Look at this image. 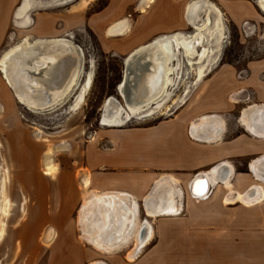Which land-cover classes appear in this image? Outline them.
I'll list each match as a JSON object with an SVG mask.
<instances>
[{
    "label": "crops",
    "instance_id": "1",
    "mask_svg": "<svg viewBox=\"0 0 264 264\" xmlns=\"http://www.w3.org/2000/svg\"><path fill=\"white\" fill-rule=\"evenodd\" d=\"M114 5L110 0L90 18ZM129 5L127 40L107 35L103 43L113 53H127L126 58L165 37L188 40L207 19L211 27L201 42L188 45L189 57L170 40L175 58L166 63L170 71L165 78L172 84L166 91L179 88L170 97L177 96L170 115L152 124L113 127L84 142L81 219L90 205L103 203L87 213L83 226L79 223L80 241L71 238L69 244L81 247L83 261L114 257L119 264H264V52L239 68L222 62L221 38L213 36L219 12L220 23L223 19L224 25L234 26L241 44L252 37L264 41V11L257 0H131ZM191 26L195 31L185 34ZM134 68L142 69L140 63ZM124 71L122 64L121 78ZM199 178L209 183L201 196L191 190ZM114 199L118 223L93 220L96 211L105 212V201ZM141 230L147 234L144 243L128 260ZM100 238L116 247L99 250L88 240ZM65 258L66 263L73 260L71 254Z\"/></svg>",
    "mask_w": 264,
    "mask_h": 264
},
{
    "label": "rangeland",
    "instance_id": "2",
    "mask_svg": "<svg viewBox=\"0 0 264 264\" xmlns=\"http://www.w3.org/2000/svg\"><path fill=\"white\" fill-rule=\"evenodd\" d=\"M79 1H65L59 5L58 0H33L28 14L30 22L22 27L15 25L13 18L22 0H0V59L5 50L23 39L31 45L38 37L59 36L84 53V57H80L83 68L79 86L85 73L92 71L91 87L78 109H70L79 92L76 87L66 101L41 113L31 112L16 101L0 71V202L1 180L6 170L5 193L10 206L5 216L0 209V223L4 225L0 264H98V261L119 264L113 261L114 257H89L83 261L85 258L78 255L81 247L69 244L71 238L80 241L81 235L82 146L87 139L98 137L103 131L152 124L176 108L177 96L173 101L170 97L178 91L177 85L169 90V97H164L168 100L162 107L169 105L168 111L162 113V107L160 112L152 105L141 112L140 117H130L120 126L102 125V107L106 99L111 97L124 105L116 87L127 56V53L111 52L108 50L111 46L103 43L107 35H122L127 40L131 0H114V6L94 19L91 15L105 9L110 0H83L86 2L83 9L77 8ZM113 13L117 14L115 21L109 19ZM121 20L123 22H119ZM220 27L219 48L224 49L222 62L240 68L246 59L264 52V41L252 37L243 45L234 26L224 25L222 19ZM193 28H186L188 33L185 34L193 33ZM114 29L127 31L114 34ZM259 29L257 27V33ZM48 163L57 168L53 178L43 174L42 169ZM111 218L115 223L114 216ZM52 230L54 237L48 240ZM68 254L73 260L66 263L64 259ZM103 262L99 263L105 264Z\"/></svg>",
    "mask_w": 264,
    "mask_h": 264
},
{
    "label": "bare ground",
    "instance_id": "3",
    "mask_svg": "<svg viewBox=\"0 0 264 264\" xmlns=\"http://www.w3.org/2000/svg\"><path fill=\"white\" fill-rule=\"evenodd\" d=\"M33 4V0H22L20 6H17V8L13 12L15 25L23 27L30 22L28 14ZM85 4L86 2L82 1L77 8L83 9ZM257 5L258 7H260V9L264 11V0H257ZM207 6L208 5L203 4L201 8H205ZM191 9H193V7ZM218 15L219 18L215 27L213 28L214 34L220 33L221 30V14L218 12ZM207 16L208 15H206V17ZM210 25L211 22L209 19H207L205 23H202L201 26L199 25L200 27H197L196 34L193 37H190V39L188 40L183 38L181 41V39L178 38V35L173 37H165L162 38L161 41H156L153 46L142 47L136 53H133L128 58H126L124 80L118 86L120 96L124 101V105L121 106L120 103L117 102L114 98L110 97L106 99L102 107V125L110 127L120 126L124 122H126L130 117H140V113L144 112L145 109L152 107V105L155 106L154 108L160 111V108L168 100L164 99V97H169V91H166V89L169 83L171 84V82L166 79L167 77L165 78L166 74L170 71V69H166V63L170 62L173 58H175L173 47H171L172 45L170 46V40L173 39L175 41V47H179L178 45L181 44L184 49L185 57H189L192 55L193 52L188 48V45L192 44L191 42L193 40H196L197 43L201 42L204 39V33H207L209 27H211ZM126 31L127 29L117 30L119 34L121 32L124 33ZM73 47L74 49L76 48L72 42H69L68 39H65L64 37H53L36 38L34 39V42L31 45L30 43H27L25 39H23L18 44L11 45L7 50H5L1 54L0 71L2 73V78L4 80L5 85L11 90L13 97L16 99V101L19 104H22L26 109L30 110L31 112L35 113L38 112V110L45 111V109L53 108L54 106H57L62 102L66 101L67 97L71 95L72 91H74L75 88L78 87V95H76L75 100L70 106L71 110L78 109L83 102L84 96L91 87L92 71L85 73L84 79L82 80V84H80L79 86L78 82L80 77L82 76L83 67L80 61V56L77 55V57H75L76 54H74L73 52ZM203 55L204 54L202 52L199 57L201 58ZM191 62L188 61L189 65H191ZM137 63L141 64V70L136 71V69L134 68ZM159 72H161V75L158 76ZM197 73L198 75H201V70L197 71ZM169 108V105L162 107V113L163 111H168ZM148 112H150V110ZM151 114H153L152 111ZM42 170L43 174L47 176V178L55 177L54 175L57 172L56 166L51 165L49 163L45 165ZM3 172L4 177L1 180L2 198L0 202V209L2 216H5L10 206L9 200L5 193V185L7 180L6 170H4ZM208 188L209 183L206 178H199L197 181L191 184V190L197 196L203 195L205 192H207ZM100 197L104 198L102 196ZM90 198L92 199L93 196ZM97 198L98 197H96V200ZM116 202H118V200L115 201V199L114 202L113 200L111 202L105 201V204H103V209L105 210V212L100 213L98 215L96 211L97 215L95 214V217L92 215L94 217L93 220L97 218L96 221L98 220L99 222H101V220H103L104 222L109 223L111 216H114L115 223H118L117 221L119 220V212L117 208L119 207V205L116 204ZM101 203L103 202L100 200L99 204H97L96 207H93L92 204V206L90 205V208H87L88 211L87 209L85 210V213L82 211L84 213V219L83 217L81 219V213H78V216L81 220L80 223H83L82 226L84 225L85 217L87 218L86 215H90L87 213H93V210L96 209L100 210L102 207ZM3 228V223H0V238L3 235ZM48 234V240H51L54 237V235H52L53 230ZM146 235L144 230L137 232V235H135L136 240L133 249L128 254V260L134 259L133 254L140 246L143 245L144 238L146 237ZM95 236L97 237V234ZM88 240H90L91 243L94 244L93 246H95L99 250H110L116 247L115 243L109 240V242H105L101 238L100 240ZM98 264L101 263L98 262Z\"/></svg>",
    "mask_w": 264,
    "mask_h": 264
},
{
    "label": "water",
    "instance_id": "4",
    "mask_svg": "<svg viewBox=\"0 0 264 264\" xmlns=\"http://www.w3.org/2000/svg\"><path fill=\"white\" fill-rule=\"evenodd\" d=\"M193 28V27H192ZM195 29L193 28V31H194ZM74 45V44H73ZM76 48L74 49V47H73V52H74V54H76L75 55V57H77V55H79L80 57H84V53H83V51L78 47V46H76V45H74ZM124 66H125V61H124ZM123 80H124V72H123V76H122V78H121V80H120V82H119V84L117 85V87H116V89H117V92H118V94L120 95V91H119V89H118V86L123 82ZM46 111H49V109H45V111H41V110H38V113H41V112H46ZM198 180V179H197ZM197 180H195V181H197ZM195 181H193V183L195 182Z\"/></svg>",
    "mask_w": 264,
    "mask_h": 264
}]
</instances>
